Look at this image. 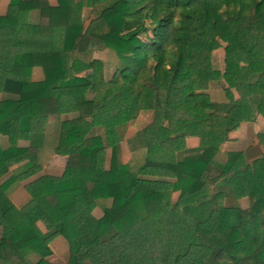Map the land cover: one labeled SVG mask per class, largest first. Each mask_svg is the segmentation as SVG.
Segmentation results:
<instances>
[{"label":"trees","instance_id":"16d2710c","mask_svg":"<svg viewBox=\"0 0 264 264\" xmlns=\"http://www.w3.org/2000/svg\"><path fill=\"white\" fill-rule=\"evenodd\" d=\"M221 43L223 72L211 64ZM5 49L12 55L0 56V136L11 145L0 149V253L24 249L49 264L45 240L58 233L68 264H264V154L220 157L228 130L264 117V0H8ZM102 50L119 62L108 81L100 60L84 59ZM87 70L91 79L78 75ZM214 84L224 85L222 113L205 93ZM142 111L154 120L141 134L138 173L174 183L123 176L117 144ZM68 113L76 117L60 121ZM56 125L53 153L76 173L28 183L30 200L18 210L6 191L40 171L44 130ZM188 136L199 137L198 151L177 158ZM21 139L28 146L14 147ZM229 196L248 207H225ZM42 218L46 234L36 228Z\"/></svg>","mask_w":264,"mask_h":264},{"label":"rangeland","instance_id":"374dc122","mask_svg":"<svg viewBox=\"0 0 264 264\" xmlns=\"http://www.w3.org/2000/svg\"><path fill=\"white\" fill-rule=\"evenodd\" d=\"M51 5H55L54 1H50ZM8 0H0V15H4L7 8ZM92 14L89 9H83L82 18L84 24L86 25L91 19ZM32 21H37V13L31 16ZM151 38V35L142 36V40L146 41L147 38ZM224 43H221L220 47L212 52L211 64L213 69L223 72L224 69ZM11 49L0 50V56L11 57ZM86 60L98 59L103 64V78L105 81L111 79L115 69L118 67L119 62L112 51L102 50L95 51L84 57ZM244 60L242 64H244ZM92 71L87 70L79 73V76L92 78ZM31 79L33 81H39L42 79V72L40 68H34L32 70ZM224 85L214 84L209 87L205 93L210 97V100L215 104L216 109L219 112H224L227 108V99L225 97V92L223 90ZM232 95L237 99V93L234 89H231ZM86 97L88 99L92 98V94L89 92ZM5 96L0 94V101L4 99ZM76 117L75 113L63 114L60 117V121L71 120ZM153 114L149 111L139 112L137 117L129 123L121 131L120 141L117 144L118 153V163L121 164L124 172V177L127 180L129 178L137 176L142 179H158L164 180L168 184L174 183L176 179L174 177H168L164 175H140L138 173V168L143 162L145 155V149L141 140L142 131L145 130L149 125L153 123ZM59 125L48 127L44 130V140L43 145L39 149V163L40 171L31 177L30 179L22 182L15 183L6 191L7 196H11L14 200L13 207L16 209L23 208L30 200V195L25 190V186L38 178L43 176H49L54 178H66L76 173L74 170H69L66 168V157L58 156L53 153V148L56 143L58 135ZM11 143L6 137L0 136V149H6ZM28 146V141L17 140L14 144L16 148H25ZM200 146V139L198 136H188L182 138V143L175 149V155L177 158H182L184 156L193 155L198 151ZM177 150V151H176ZM221 159L227 152H243L245 158L248 162L260 157L264 154V117L258 115L254 121L241 123L231 130L227 131V136L225 141L220 145ZM110 150H106L105 167L109 165ZM24 189V190H23ZM212 192L215 188H212ZM179 192L171 193L170 201L171 204L175 203L178 199ZM21 196V197H20ZM22 196H26V199H22ZM27 202V203H26ZM26 203V204H25ZM223 205L225 207H240L245 209L248 207V200L246 198L236 200L232 196L226 197L223 200ZM111 206V199L100 201L92 211L91 215L99 219L103 215V209L105 207ZM41 227L46 230V233L50 230L48 229V220L42 219ZM55 238V239H54ZM57 238V239H56ZM47 246H50L53 250L49 256L46 258L51 259L57 264H68L70 258V251L68 243L65 239L58 233L49 235L47 237Z\"/></svg>","mask_w":264,"mask_h":264},{"label":"crops","instance_id":"0c3cea01","mask_svg":"<svg viewBox=\"0 0 264 264\" xmlns=\"http://www.w3.org/2000/svg\"><path fill=\"white\" fill-rule=\"evenodd\" d=\"M6 196H7V193H6ZM22 197H23L22 199H24V200L26 199V196H22ZM7 198L14 205V200L12 199V197L7 196ZM42 219H39L37 221L36 228L41 234H46V230L41 227V225H43ZM0 231H1V228H0ZM47 240L48 239L46 238V240H45L46 245H48ZM47 247L52 252V255H53V250L51 249V247L50 246H47ZM51 259H53L52 256H51ZM51 259L45 258L44 260L49 264H57L55 261H53ZM38 260H39V257L36 254L25 251L24 249L18 255L11 253L10 250L9 251H2L0 253V264H35Z\"/></svg>","mask_w":264,"mask_h":264}]
</instances>
